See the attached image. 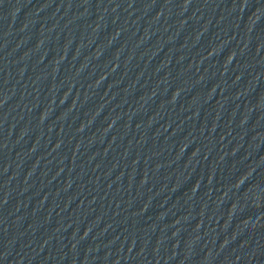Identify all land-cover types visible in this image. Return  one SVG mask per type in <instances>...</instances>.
Segmentation results:
<instances>
[{"label":"water","instance_id":"obj_1","mask_svg":"<svg viewBox=\"0 0 264 264\" xmlns=\"http://www.w3.org/2000/svg\"><path fill=\"white\" fill-rule=\"evenodd\" d=\"M0 264H264V0H0Z\"/></svg>","mask_w":264,"mask_h":264}]
</instances>
